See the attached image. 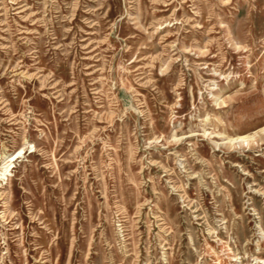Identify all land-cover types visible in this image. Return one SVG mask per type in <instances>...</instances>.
<instances>
[{"label":"rangeland","instance_id":"obj_1","mask_svg":"<svg viewBox=\"0 0 264 264\" xmlns=\"http://www.w3.org/2000/svg\"><path fill=\"white\" fill-rule=\"evenodd\" d=\"M0 264H264V0H0Z\"/></svg>","mask_w":264,"mask_h":264}]
</instances>
